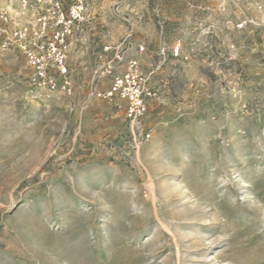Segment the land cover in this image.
<instances>
[{
	"label": "rangeland",
	"instance_id": "374dc122",
	"mask_svg": "<svg viewBox=\"0 0 264 264\" xmlns=\"http://www.w3.org/2000/svg\"><path fill=\"white\" fill-rule=\"evenodd\" d=\"M19 4L0 0V29L28 21ZM93 6L67 75L47 70L75 96L0 47V264H264V0ZM126 40L157 94L139 151L115 104L80 106Z\"/></svg>",
	"mask_w": 264,
	"mask_h": 264
},
{
	"label": "built area",
	"instance_id": "2783aa9c",
	"mask_svg": "<svg viewBox=\"0 0 264 264\" xmlns=\"http://www.w3.org/2000/svg\"><path fill=\"white\" fill-rule=\"evenodd\" d=\"M101 0H20V11L14 15L28 18V21L8 32L0 29V47L13 42L27 57V62L37 69L38 79L52 90L59 89L72 96L78 90L69 79L58 87L56 81L47 77L50 64L54 63L59 73L67 75L66 49L68 40L75 32L89 27L94 19L93 2ZM2 26L13 22L10 14L1 15ZM127 40L112 47L104 45L95 57L86 100L81 108L86 110L91 100H103L115 104L123 112L128 126L127 138L133 151H139L141 145L151 139L152 131L146 127V117L151 103L156 99L150 79L145 75L137 61L126 60V50L130 46ZM145 48L138 45V51ZM111 149L113 145L111 144ZM122 150V155L130 157V151Z\"/></svg>",
	"mask_w": 264,
	"mask_h": 264
}]
</instances>
